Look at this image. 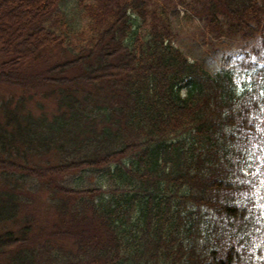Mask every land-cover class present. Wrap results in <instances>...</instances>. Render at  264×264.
<instances>
[{"label":"trees","instance_id":"16d2710c","mask_svg":"<svg viewBox=\"0 0 264 264\" xmlns=\"http://www.w3.org/2000/svg\"><path fill=\"white\" fill-rule=\"evenodd\" d=\"M10 5L0 264H264V0H210L211 30L258 37L217 70L150 0Z\"/></svg>","mask_w":264,"mask_h":264},{"label":"rangeland","instance_id":"374dc122","mask_svg":"<svg viewBox=\"0 0 264 264\" xmlns=\"http://www.w3.org/2000/svg\"><path fill=\"white\" fill-rule=\"evenodd\" d=\"M150 3L152 7L164 8L167 15L172 18L175 29L174 43L190 60L201 61L210 70H217L226 65L228 61L240 69L246 52L258 38L242 39L241 36L234 38L211 30L207 24L210 0H150ZM192 7L200 13L199 16L191 18L187 16L189 15L187 9ZM11 9L10 5L0 11V22L7 28H19L21 21L17 19L16 14L20 9H14L15 16L10 22L5 20V18H10L8 12ZM220 19L222 22L230 21L224 15H221Z\"/></svg>","mask_w":264,"mask_h":264}]
</instances>
